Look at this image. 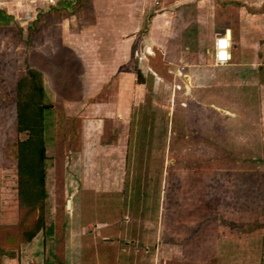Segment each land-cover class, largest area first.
<instances>
[{"label":"rangeland","instance_id":"obj_1","mask_svg":"<svg viewBox=\"0 0 264 264\" xmlns=\"http://www.w3.org/2000/svg\"><path fill=\"white\" fill-rule=\"evenodd\" d=\"M61 1L0 0L13 26L0 29L9 90L26 72L25 41L33 40L49 57L73 43L86 62L81 102L63 101L46 78L45 99L52 110L46 114L45 228L33 243L9 249L15 260L1 253L0 264H20L23 248L29 253L39 240L47 249L46 256L38 254L41 264H117L123 240H131L133 264H264V17L249 21L245 8L228 16L246 38L248 22L257 26L250 29L257 46L249 69L222 68L217 81L215 74L195 69L201 83H191L179 70L184 66L190 74L195 57L178 62L172 59L176 52L170 56L174 68L143 85L146 77L140 76L147 69L138 68L134 54L129 69H123V36L111 35L123 25L103 20L90 28L88 17L95 9L103 15L124 10L133 20L123 21L134 31L139 6L97 0L93 11L86 8L69 20L48 15L29 38L39 15ZM252 2L258 7L264 0ZM237 55L247 62L244 50ZM125 73L131 79L123 78ZM16 119L13 103L0 106L3 226L19 217L17 165L6 155L7 143L16 138ZM145 125L152 133L143 132ZM103 223L111 224L99 226ZM249 226L260 227L247 231ZM94 228H110L106 237L116 241H103Z\"/></svg>","mask_w":264,"mask_h":264},{"label":"crops","instance_id":"obj_2","mask_svg":"<svg viewBox=\"0 0 264 264\" xmlns=\"http://www.w3.org/2000/svg\"><path fill=\"white\" fill-rule=\"evenodd\" d=\"M72 2L74 4L75 1L72 0ZM96 4H98L97 0H89L87 6L84 7L83 10L89 8L93 11V7ZM121 4H123V6H129L130 4H137L139 6L140 15L138 14L137 17H135L137 24L135 25L136 28L134 31H131L130 29V27L133 26L131 23H124L123 21L126 19L125 17L133 20V17L131 18V16L129 17L124 14V10L123 14L119 13L103 15V12L98 11V9L94 8V15L88 16L91 19V23L89 26L90 28H95L98 25V22L103 20L109 21V23L120 22L119 27L123 25V30H119V34H117L118 31H114V33L112 32L111 35L112 37L115 35H119L121 37L123 36V69H129L130 66L128 63L134 58L133 54L134 56L136 55L138 57V68L141 70L144 68L147 69L146 76L144 72L142 76L138 75L141 77V79H144L146 77L142 82L144 83L143 85H147L152 81H155L157 79V73L161 74L159 71L157 72L153 69V64L163 70L169 69L170 71L172 68H174L172 65H174L175 61L183 62L182 57H189L190 55L195 57V62L188 65L189 67H191V73L187 74L186 68L184 66H181L179 75L187 77L188 81L191 83L200 82V77L198 76L200 72H207L216 75V73H219L222 68L225 69L232 67L233 69H238L239 71L242 69H249V67H251L252 65L249 62H251L250 60L252 59L253 52L256 51L255 46H257V44L254 39L252 42L250 40V34L254 32L250 29L253 28V30H255L257 26H251L250 22H248L244 30V32H246V38L245 34L242 35L239 33L240 24L237 21L232 22V19L229 21L228 16H231L232 13L234 14L236 12H238L239 14H243L241 8H245L247 13L244 14L248 16V20L256 21L261 16L264 17V3L261 6L256 7V2H252V0L249 2H243L242 0H122ZM247 5L248 7H245ZM180 10L182 12H180ZM225 11H228L226 16L227 18H219L220 12H224L225 14ZM76 14L78 15L79 13ZM173 16L178 17L175 22L172 20L174 18ZM75 17L77 18V16ZM171 17L173 18L171 19ZM125 24H127L126 27H124ZM97 29L98 28L93 29L91 34L92 36H94V34L99 31ZM107 31L109 33H107V35L105 34L104 36L110 35V29H108ZM232 33L233 35L235 34L237 36L238 40V42L235 40L237 44H234V41L233 43L231 42L232 60L227 66L217 67L213 62L214 43L218 37L227 34H229V38L231 40ZM65 47L75 53L79 61H81V63L83 64V68L86 73V62L83 61V59L79 55L80 53H82L81 50L74 46L73 43H67ZM79 47L81 48V46ZM36 50L40 51L41 53H45L42 48L36 47ZM239 50H244V53H247V58H245L247 62L244 61L243 57L241 58L239 57V55H237V52ZM176 52L178 54H176ZM172 54H176L172 58L176 59L175 61L170 60V56ZM195 69L198 70V74L193 71ZM129 74L130 73L123 74V78L126 77L127 79H131L132 76H129ZM215 75L213 76V80L215 79L217 81L218 79H220V75ZM46 78H49V80L51 81L50 77ZM147 78L148 80H146ZM132 100L133 98H131L130 101ZM125 101L127 102L126 105H128V99H125ZM65 102H67L68 104L78 103L69 101ZM125 109L123 111L124 115H128L130 113V108L126 110ZM72 202L73 201L71 200V208ZM110 224L111 223H103L99 224V226L105 227ZM87 226V228L90 230L91 225ZM262 227H264V224H262L261 228ZM94 231H96V234L98 233L97 236L101 237L103 241H112V239L108 240L106 237L109 233L111 234L110 228H101V230H99V228H94ZM114 241H112L111 243L113 244ZM123 242V247L119 246V255L121 256V259L115 260H117V264H133L134 260L132 261L130 260V258H133L134 255L132 253H129L131 249V240H123ZM30 243H33V241H31ZM27 244H24L22 246L25 247ZM137 244L139 246L142 243L137 242ZM43 246L44 247H42V241L39 240L35 242L34 249L32 248L33 251L31 250L29 253H25V248H23L24 251L23 256H20V264H23V258H27V260L29 259L28 264H41L39 255L42 256L43 253L45 256L47 255V249L45 245ZM10 252L11 250L7 249V254L4 257L9 258L10 261L15 260L16 257L12 252V254ZM24 253L26 255H24Z\"/></svg>","mask_w":264,"mask_h":264},{"label":"trees","instance_id":"obj_3","mask_svg":"<svg viewBox=\"0 0 264 264\" xmlns=\"http://www.w3.org/2000/svg\"><path fill=\"white\" fill-rule=\"evenodd\" d=\"M74 1L73 4L70 0H63L60 8L49 7L40 14L28 37H35L48 15L53 19H67L83 10L89 0ZM11 24L12 17L0 10V29L11 27ZM9 30H13V26ZM24 44L30 49L26 56V72L17 78L11 90L6 83L8 79L2 75L4 66L0 61V106L4 108L10 102L17 110L16 138L7 143L6 155L17 165L20 201L17 221L11 225H0V254H7V249L30 243L45 228L46 114L52 110L45 99L46 77H50L53 89L64 101L78 102L83 98L84 68L73 51L65 47L66 52L59 50L49 57L36 50L33 40ZM153 69L163 74L169 71L154 64ZM152 131L153 127L148 132L146 125L143 128L145 134ZM257 227L249 226L247 231Z\"/></svg>","mask_w":264,"mask_h":264},{"label":"built area","instance_id":"obj_4","mask_svg":"<svg viewBox=\"0 0 264 264\" xmlns=\"http://www.w3.org/2000/svg\"><path fill=\"white\" fill-rule=\"evenodd\" d=\"M54 2V0H50ZM34 21V20H33ZM27 23V22H25ZM232 60V43L227 35L220 36L214 43L213 62L217 67H223L230 64Z\"/></svg>","mask_w":264,"mask_h":264},{"label":"water","instance_id":"obj_5","mask_svg":"<svg viewBox=\"0 0 264 264\" xmlns=\"http://www.w3.org/2000/svg\"><path fill=\"white\" fill-rule=\"evenodd\" d=\"M227 37H229V34H227ZM67 206L69 207L70 206V201L68 200L67 202Z\"/></svg>","mask_w":264,"mask_h":264},{"label":"bare ground","instance_id":"obj_6","mask_svg":"<svg viewBox=\"0 0 264 264\" xmlns=\"http://www.w3.org/2000/svg\"><path fill=\"white\" fill-rule=\"evenodd\" d=\"M68 208L71 209V201H70V206Z\"/></svg>","mask_w":264,"mask_h":264}]
</instances>
